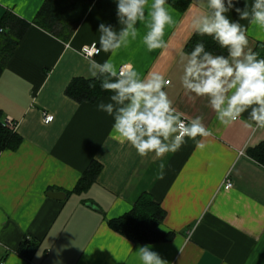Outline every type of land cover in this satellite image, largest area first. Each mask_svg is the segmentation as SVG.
<instances>
[{"label":"crops","instance_id":"1","mask_svg":"<svg viewBox=\"0 0 264 264\" xmlns=\"http://www.w3.org/2000/svg\"><path fill=\"white\" fill-rule=\"evenodd\" d=\"M44 2L0 0V31L6 14L33 22ZM206 6V0H191L179 10L167 2L177 21L165 29L167 48L149 52L142 43L146 29L138 25L137 39L112 56L117 67L130 63L142 75L158 72L170 79L165 91L174 106L187 117L202 116L213 132L196 138L203 147L186 137L162 160L142 158L112 139L113 118L97 108L109 102L110 93L97 89L91 101L69 94L76 81L99 80L89 77L80 50L99 45L100 23L119 30L114 0H92L69 40L29 26L0 75L3 119L13 121L22 137L16 148L0 153V264H140L137 249L146 244L167 264H264V163L252 153L264 143V129L246 126L248 112L230 126L220 125L207 98L189 99L180 83L179 53L190 52L196 35L191 17ZM227 15L237 18L234 11ZM241 24L248 27L249 47L264 58V30ZM110 55L101 52L94 59L103 62ZM45 113L53 121L45 123ZM93 163L99 168L95 179L74 191ZM227 179L231 189L224 187ZM145 193L165 209L162 228L174 232L171 240L134 242L110 226ZM26 239L37 247L24 255Z\"/></svg>","mask_w":264,"mask_h":264},{"label":"clouds","instance_id":"2","mask_svg":"<svg viewBox=\"0 0 264 264\" xmlns=\"http://www.w3.org/2000/svg\"><path fill=\"white\" fill-rule=\"evenodd\" d=\"M116 17L120 25L100 23L99 47L92 44L87 58L88 75L101 81V88L110 93L109 102H100L99 111L113 118L110 136L113 140L135 149L146 158L162 160L169 153H176L185 138L203 147L197 137L213 135L202 116L187 117L179 111L169 98L167 87L170 79L158 72L142 75L136 68L125 63L117 67L113 62L122 47H127L139 35L138 25L146 29L142 43L149 52L165 49V29L174 26V19L167 0H114ZM243 2V7L238 5ZM206 10L191 17L193 34L211 37L225 54L206 50L204 42H197L190 52L179 53L182 75L180 83L185 94L192 98L206 97L208 105L220 125L230 126L248 112L251 123L246 126L264 129V58L249 47L248 27L241 21L257 25L264 30V0H206ZM235 12L234 20L227 15ZM100 52L111 54L98 62L92 58ZM250 110V111H249ZM48 116L45 123L51 122ZM164 168V164H160ZM163 178L161 172L160 177ZM146 244L137 249L140 264H167L159 253Z\"/></svg>","mask_w":264,"mask_h":264},{"label":"trees","instance_id":"3","mask_svg":"<svg viewBox=\"0 0 264 264\" xmlns=\"http://www.w3.org/2000/svg\"><path fill=\"white\" fill-rule=\"evenodd\" d=\"M167 2L179 10H184L191 0H167ZM91 5L92 0H45L33 22L16 15L6 14L3 19V28L0 31V75L32 23L62 40H69L80 26ZM197 42H204L206 50L226 54V50L220 49L211 37H202L197 34L188 49L191 51ZM100 88V80L76 81L69 87V94L78 100L91 101L97 98L99 94L96 90ZM21 141L22 137L15 128L4 121L3 112L0 110V153L8 148H16ZM252 153L256 159L264 163V143L255 148ZM98 171L99 168L93 163L88 174L82 178L74 191L81 190L85 183L93 181ZM165 216L166 211L161 204L150 194L145 193L129 212L111 219L109 224L114 230L134 242L167 241L174 237V232L165 231L162 228ZM36 247L35 242L26 239L21 245L20 252L27 255Z\"/></svg>","mask_w":264,"mask_h":264},{"label":"built area","instance_id":"4","mask_svg":"<svg viewBox=\"0 0 264 264\" xmlns=\"http://www.w3.org/2000/svg\"><path fill=\"white\" fill-rule=\"evenodd\" d=\"M94 43H96V42H94ZM92 44H93V43L86 44V45L83 46L82 49L80 50L81 54H82L83 56H85L86 58L89 57V53L92 51ZM96 46L99 47V45H98L97 43H96ZM100 53H101V52H100ZM94 57H95V56H94ZM94 57H92V58H94ZM48 116H52L53 119H54V115L49 114V113H45V114H44V121L46 120V118H47ZM53 119H52L51 121H53ZM6 122H7L10 126H12L13 128L16 129V124H14L13 121H6ZM48 123H49V122H48ZM224 187H225L226 189H231V188L233 187V182H232V180L227 179L226 182H225V184H224ZM1 264H3V263H1Z\"/></svg>","mask_w":264,"mask_h":264},{"label":"water","instance_id":"5","mask_svg":"<svg viewBox=\"0 0 264 264\" xmlns=\"http://www.w3.org/2000/svg\"><path fill=\"white\" fill-rule=\"evenodd\" d=\"M48 195L55 199H65L66 198V194L63 192H49ZM87 205L95 210H99V208L93 202H89L87 203Z\"/></svg>","mask_w":264,"mask_h":264}]
</instances>
